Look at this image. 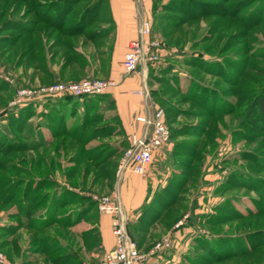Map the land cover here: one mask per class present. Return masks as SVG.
<instances>
[{"label":"rangeland","instance_id":"obj_1","mask_svg":"<svg viewBox=\"0 0 264 264\" xmlns=\"http://www.w3.org/2000/svg\"><path fill=\"white\" fill-rule=\"evenodd\" d=\"M63 2L0 0L6 261L19 264L25 251L21 264L101 262L90 256L106 214L94 196L117 194L132 180L119 169L136 133L120 132L110 90L134 77L130 93L162 108L173 130V144L144 176L140 211L161 215L127 223L143 251L164 237L172 249L138 264H264V0H148V13L144 0H134L142 15L136 39L158 40L167 53L130 73L119 71L126 52L117 46L110 0ZM145 22L149 35L141 32ZM84 80L114 85L79 97L45 91ZM115 131L122 135L113 141Z\"/></svg>","mask_w":264,"mask_h":264},{"label":"built area","instance_id":"obj_2","mask_svg":"<svg viewBox=\"0 0 264 264\" xmlns=\"http://www.w3.org/2000/svg\"><path fill=\"white\" fill-rule=\"evenodd\" d=\"M152 31L150 22H145L141 32L149 35ZM161 42L149 39L146 43L141 39L131 40L126 52L123 67L126 73L133 72L142 60L157 62L166 54ZM114 82L111 80H84L73 84H57L46 88L47 92H58L70 96L98 95L107 92ZM147 129L142 134L134 133L130 137V146L122 157L120 171L128 169L141 176H146L155 157L170 143V128L166 123L165 112L157 108L149 117L138 116ZM98 209L111 216L112 231L115 236V246L105 254L99 264H138L148 261L149 257L157 255L166 249L172 248L173 239L164 237L150 250L143 251L127 231L128 217L117 194L94 196ZM0 262L15 264L6 261L0 252Z\"/></svg>","mask_w":264,"mask_h":264},{"label":"crops","instance_id":"obj_3","mask_svg":"<svg viewBox=\"0 0 264 264\" xmlns=\"http://www.w3.org/2000/svg\"><path fill=\"white\" fill-rule=\"evenodd\" d=\"M110 6L116 23L117 46L121 54H123L124 52H127L131 40L138 37V29L142 15L136 10L134 0H110ZM148 9H150V3L148 0H144V13H148ZM123 60V56H121V59L118 62V65L120 66L119 71L121 69V72L123 70ZM117 78L119 77L115 75L114 79ZM135 83L137 84V80L134 77H128L125 82L110 90L115 105V112L121 125L120 132L127 137L133 132L142 134L147 129V126L143 122H139L136 117L151 116L155 110V107L150 101L146 102L143 97L130 93L131 88L137 87ZM57 103L60 102L58 101L55 104ZM117 131L113 133V141H116L118 136L122 135L121 133H117ZM119 143H122V140ZM126 143H128L127 139ZM119 174L123 177L122 179H132L129 183L122 181L120 183L121 188L119 186L120 192H117L124 210L126 211L128 221L132 223L141 216V207L144 205V202L148 197L149 188L148 180L146 179L147 176H134L131 172H124L122 170ZM96 229L100 234L101 241L99 247L96 248V246V249L94 248V253L90 256H92V260L100 262L105 254L115 246V236L112 231L111 216L108 214H100V218L96 223ZM138 246L142 249L140 245ZM25 259L26 253L24 251L18 258L19 264L23 263ZM154 262V260H150L147 264H154Z\"/></svg>","mask_w":264,"mask_h":264},{"label":"trees","instance_id":"obj_4","mask_svg":"<svg viewBox=\"0 0 264 264\" xmlns=\"http://www.w3.org/2000/svg\"><path fill=\"white\" fill-rule=\"evenodd\" d=\"M72 0H64V2L63 3H68V2H71ZM69 5V4H68ZM99 7V6H98ZM155 8V7H154ZM68 9V8H67ZM100 11H102V9H100ZM94 15V13H90V14H88L85 18H84V21L83 22H85V19L87 18H89V17H91V16H93ZM88 22V21H87ZM86 22V23H87ZM81 23V22H80ZM68 96H70V95H68ZM72 97H74V96H72ZM56 103V102H55ZM263 104H264V101L262 102ZM58 104V103H57ZM165 117H166V115H165ZM65 120H67V119H65ZM65 120H59V122L58 123H60L61 125H64L65 127H66V121ZM166 123L168 124V126H169V128H170V133H171V137H170V143H169V145L166 147V148H168V147H170L172 144H173V130H172V127L170 126V124H169V122H168V120H167V118H166ZM47 125H49L50 126V122L48 121V124ZM51 128H52V126H50ZM19 128H21V127H19ZM52 130H55V128H52ZM56 134V132H52V135L54 136ZM95 201V200H94ZM95 203H97L96 201H95ZM144 206V205H143ZM143 206L141 207V210H142V208H143ZM157 207V206H156ZM57 209H60V207L59 208H57ZM152 209V208H151ZM143 211V210H142ZM148 214V215H147ZM141 215L142 216H140V218H141V221L143 222L144 220L146 221V222H148L149 224H152L156 219H158L159 217H160V215H161V212H159L158 214H157V216H155V214L153 213V212H150V214L149 213H141ZM141 221H140V224H141ZM139 224V225H140ZM131 232V234L133 235V232L132 231H130ZM129 233V232H128ZM130 234V233H129ZM131 236V235H130ZM131 238L133 239V240H135V238L136 237H132L131 236ZM136 241V240H135ZM137 242V241H136ZM137 244L139 245L140 243L139 242H137ZM237 246H240L239 244H236ZM242 245V244H241ZM255 246H256V243L255 244H253L249 249H245V250H243L242 252H241V254H238V256L239 255H243V254H245V253H248V252H250L251 250H254V248H255ZM170 249H172V248H170ZM170 249H167V250H170ZM162 253V252H161ZM233 254V253H232ZM232 254H230L229 253V255H232ZM236 256H237V254H235ZM223 257H228V255H226V254H223L222 255Z\"/></svg>","mask_w":264,"mask_h":264}]
</instances>
